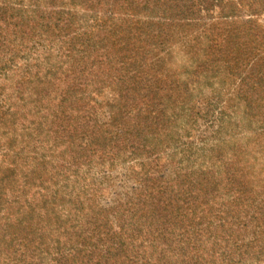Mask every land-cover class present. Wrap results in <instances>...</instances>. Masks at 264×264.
Segmentation results:
<instances>
[{"label": "trees", "instance_id": "trees-1", "mask_svg": "<svg viewBox=\"0 0 264 264\" xmlns=\"http://www.w3.org/2000/svg\"><path fill=\"white\" fill-rule=\"evenodd\" d=\"M263 15L0 0V264H264ZM218 81L242 128L186 148L187 102ZM119 166L132 184L105 206Z\"/></svg>", "mask_w": 264, "mask_h": 264}, {"label": "rangeland", "instance_id": "rangeland-1", "mask_svg": "<svg viewBox=\"0 0 264 264\" xmlns=\"http://www.w3.org/2000/svg\"><path fill=\"white\" fill-rule=\"evenodd\" d=\"M260 21L264 24V15ZM229 86L223 81H218L214 86H206L193 102H187L186 112L188 114L193 112V116L184 132L183 142L186 148L203 145L204 148H208L227 131V128L232 132L241 130L244 120L236 116L230 108ZM128 172L127 167L119 166L108 172L99 173V180L105 188L102 197L105 206H111L122 193L130 188L132 179L129 180Z\"/></svg>", "mask_w": 264, "mask_h": 264}]
</instances>
